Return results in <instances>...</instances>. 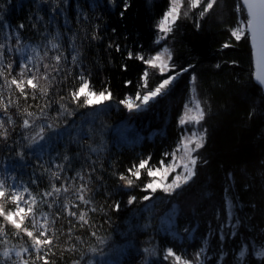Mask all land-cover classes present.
Segmentation results:
<instances>
[{"label": "trees", "instance_id": "1", "mask_svg": "<svg viewBox=\"0 0 264 264\" xmlns=\"http://www.w3.org/2000/svg\"><path fill=\"white\" fill-rule=\"evenodd\" d=\"M239 2L218 0L219 7L200 21L201 28L197 30L193 13L198 15V10L189 11V0H184L182 18L174 31L168 34L166 43L174 53L177 70L189 64L194 69L184 73L168 94L139 111L129 112L119 101L141 90L143 71L147 69L149 72L150 87L161 79L159 72L136 59V54L147 57L160 49L161 44L158 47L154 43L160 34L156 25L166 10L168 0H128L130 7L127 10L123 9L122 0H114V4L109 0H67L58 12L50 10L53 0H0V14L4 15L13 32L10 43L16 44L15 32L19 31L21 47H36L41 56H44L45 49L48 50V55L39 61L38 73L41 77L45 71L48 73L47 80L38 81L40 88H47L48 94L41 93L39 89L35 93L29 90L27 100L15 86L9 87L7 83L13 76L21 79L18 65L24 63L25 59L15 52V48L13 53L6 51L5 75L0 76V99L9 104L7 115L0 108V118L4 119L5 126L10 132L13 128L17 133L21 132L23 119L30 122L33 119L26 116L25 110L39 115V107L50 102L46 110L50 121L56 116L59 104L64 103L69 109L81 113L75 117L77 125L103 129L102 139L94 136L93 139H85L81 145L73 143L67 146L62 139L56 149L71 158L70 162H63L65 168L71 171L62 172V176H72L82 170L86 172L89 164L96 162L91 183L95 191L91 197H86L90 198L91 203L80 205V210L87 214L86 219L91 222L83 227L78 216H69L63 209L64 201L68 202L69 207L76 202L73 181L69 180L65 185L69 187V192H61L56 204L49 208L55 196L46 197L43 193L51 191L52 183L60 187L63 181L50 180V173L36 168L29 153L26 152L27 160L19 161L14 153L10 154L0 145V161H3L0 163V173H4L5 169L8 173L6 188L18 187L23 200L30 204L29 195L23 192L22 187V184L27 185L29 192L36 197V204L33 205L36 226L33 228L29 218L22 227L39 233L41 225L47 220L49 234L55 232L53 246L50 249L42 248L40 253L41 256L47 253L51 264H72L76 259H81L82 264H87L89 259L94 264H144L145 258L149 264H174L171 259H163L168 247L191 258L198 247L205 246L204 238L210 230L213 235L209 237L207 247L210 251L206 255L210 260H216V264H224L229 259L231 264H236L238 251L245 243L250 245V250L244 262L264 264V257L256 256L253 249L254 246H264V203L261 198L264 172L259 167L264 161V118H248L253 101L259 104L264 90L254 78L250 38L234 41L230 36V28L246 15V12L242 14L235 10V4ZM93 4L96 6L93 7ZM121 11H124L123 16L120 15ZM186 11L189 12L188 18H183ZM19 24H23L24 28L17 29ZM94 28L98 29L102 39L90 40L84 35L85 30L91 33ZM5 31L0 29V43H6ZM56 32L61 33L54 40L61 45L59 51L52 49L48 43ZM225 42L233 46L222 49L221 45ZM116 45L120 46L119 51H116ZM73 48L76 53H73ZM129 51L134 53L131 59L127 56ZM57 54H62L59 64L53 59ZM72 54H78L76 65L71 64ZM65 56L67 59H64ZM233 60L236 64H232ZM11 61L15 63L9 73L6 64ZM44 64L49 65L47 70L43 68ZM216 64L221 67L217 69ZM81 65L84 66L85 78L91 81L90 90L97 93L110 91L111 100L94 109L74 108L68 92L79 85L77 76ZM33 67L31 63L28 65L29 69ZM192 74L198 77L197 98L207 101L212 107V113L204 125L209 128L210 140L206 150H202L210 164L200 165L194 183L178 195L169 197L157 191L152 199L144 201L141 199L146 194L143 187L152 180L147 176L146 169L159 167L161 160L166 165L178 145L182 127L178 118L192 94L189 85ZM127 81L132 83L128 84ZM33 95L36 99H32ZM61 97L64 99L61 100ZM8 143L12 145L11 140ZM100 144L103 145L102 149L96 152L90 150ZM48 151L53 159L45 154L42 158L48 162L45 167L52 172L57 171L55 164L62 161L54 159L56 151ZM149 157L151 159L146 169L139 170L140 179H134L131 189L125 187L121 190L119 174L128 175L129 168L138 170L136 166L139 161ZM229 173L235 174L234 183L229 180ZM97 178H102L103 182ZM32 180L36 183L33 184ZM87 180L85 176V182ZM248 182H251V191L247 187ZM80 183L79 179L74 182L77 186ZM127 195H135L137 202L128 204ZM228 200L240 205L234 215L243 218V224L235 228L234 221L227 219ZM117 202L121 205L119 211L112 208ZM252 204H256V207L253 208ZM21 206L27 205L22 203ZM6 208L12 209L13 205L8 203ZM57 212L61 213L58 217L54 215ZM172 212L174 216H170ZM170 218L176 221L179 231L170 226ZM184 227L194 229L190 236L183 233ZM0 228L4 230L0 232V253L9 248L15 259V252L29 248L31 256L23 253V258L35 261L36 253L31 247V239L24 232L17 236L16 230L6 224L2 217ZM219 229L229 232V235L225 240L227 248L224 249L228 255L218 259L216 245L211 241L217 240ZM232 231L237 234L231 235ZM92 232H96L97 236L93 237ZM98 237L105 242L101 244ZM93 247L100 251L92 253ZM146 247H154L156 255L147 257L143 251ZM36 264H42V261Z\"/></svg>", "mask_w": 264, "mask_h": 264}, {"label": "snow or ice", "instance_id": "2", "mask_svg": "<svg viewBox=\"0 0 264 264\" xmlns=\"http://www.w3.org/2000/svg\"><path fill=\"white\" fill-rule=\"evenodd\" d=\"M109 2L114 4V0H109ZM66 3L67 0H53V6L50 10L52 12H58L62 10L63 5ZM122 4L124 10H127L130 7L128 0H122ZM183 4L184 0H168L166 10L163 12L161 19L156 25L158 33L162 34L158 35L154 41L158 47L160 46L161 41L166 40L168 34L174 31L178 21L181 20V7ZM95 6L96 5L93 4V7ZM216 7H219L218 0H189V11L193 9L198 10V15L197 13H193V15L196 16V19L194 20V27L197 30L201 28L200 21L210 15ZM235 10L241 12L242 14L246 12V15H244L243 19H238L234 26L230 28V36L234 38V41H241L242 39L248 40L250 38V44L255 56L257 68L264 69V0H240L239 3L235 4ZM120 15L123 16L124 11H121ZM188 15L189 12H184L183 18H188ZM53 19H55V17H53ZM16 27L17 29H23L24 25L19 24ZM0 29H6V43H0V76L5 75L4 61L6 59V51L7 53H13V48H15V52L19 53L21 57L25 59V62L18 65L20 69L19 76L21 79L18 80L15 76H13L10 82H7L6 80V82L9 83V87L15 86V88L18 89L19 94L25 100L29 98V90L35 93L36 90L39 89L41 93L47 95V88H40L38 81L40 79L47 80L48 73L45 71L43 77L39 76L38 73L40 71L39 61H42L44 57L48 55V50L45 49L44 56H41L40 51L36 47H21L19 31L15 32L16 44L12 45L10 43L13 35L12 28L11 25L5 21V17L2 14H0ZM113 31H115V29H113ZM84 35L90 40L102 39L99 35L98 29L95 28L91 33H88L85 30ZM60 36L61 33L56 32L53 39L48 41L52 49H56L58 51L60 50L61 45L54 42V40ZM232 46V44L225 42L221 45V48L228 49ZM115 47L116 51L120 50L119 45H116ZM73 53H76L75 48H73ZM133 55L134 53L131 51L127 53L129 59L133 58ZM77 57L78 54L71 55L72 65H76ZM53 59L57 64H59L62 60V54L55 55ZM64 59H67V57L65 56ZM136 59L140 60L144 65L150 66L151 69L158 71L161 79L154 87H150L148 83L149 72L147 69L143 71L140 85L142 91L137 90L134 95H130L119 101V104L124 106L129 112L139 111L142 107L149 105L150 102L168 94L176 81L184 73L189 72L190 69H194V66L189 64L187 67H180L179 70H177V65L174 62V53L167 46H164L162 50H157L154 54L147 57L144 54L138 53L136 54ZM14 63L15 61H11L6 64V69L9 73L13 69ZM30 63L34 65L31 69L28 68ZM232 64H236V61L233 60ZM48 67L49 65L47 64L43 65L45 70H47ZM124 67L125 70H127V66L125 65ZM215 67L219 69L221 65L216 64ZM83 73L84 66L81 65L79 75L77 76L79 85L68 92L69 100L73 103L75 109H94L96 106L102 105L111 100L112 93L110 91H100L97 93L90 90L91 81L85 78ZM197 79L198 77L195 74H192L189 79V85L191 86V92L193 93L189 103L192 107L190 108L189 104H184L183 107L185 110L178 118V123L182 126L178 144L179 150L183 153V155L179 158V161L173 160L169 165H165L164 161L161 160L159 162V167L146 169V166L151 158L141 159L136 166L138 170L133 171L132 168H129L127 169L128 175L123 173L119 174L118 179L121 182L119 185L121 190L125 187L131 189L133 187L134 179L139 180L141 177V172L139 170L146 169L147 176L152 177V180L144 185L143 191L146 194L141 197L142 200L148 201L152 199L153 195L157 191H161L169 197L175 196L194 183L195 179L198 177V169L200 165L207 166L210 164V161L203 156L202 150H206V146L210 140L209 128L204 125L208 122L209 116L212 113V107L207 101L197 98ZM255 79L261 89H264V71H258L255 75ZM126 83L131 84L132 82L127 81ZM32 99H36L35 95L32 96ZM63 99L64 98L61 97V100ZM49 104L50 102L45 103L42 107H39V115L25 110L26 116L33 119L31 122L29 119H23L21 132L19 133L16 132L15 128H13L10 132L5 126L4 119L0 118V145H2L3 148L8 149L10 154L14 153L15 157H17L19 161L27 160L28 157L26 156V152L29 153L35 161L36 168L42 169L45 173H50V180L63 181L60 187H57L55 183H52L51 191L43 193L46 197L55 196L53 202L48 205L49 208H52L53 205L56 204L61 192L65 194L69 192V187H66L65 185L69 180L73 181L72 190L75 193L76 202L69 207L68 202L64 201L63 209L68 212L69 216H78V219L81 222V227H83L84 224H90L91 222L86 219L87 214L80 210V205L81 203L84 205L91 203L90 198L86 197H91L95 191L91 187V183L96 172V162H91L86 172L82 170L80 172H75L72 176H62V172L71 171L70 168L66 169L65 163H63L70 162L71 158L67 155V153L56 151V149L59 147L62 139L65 140V146L73 143L81 145L85 139H93L94 136H99L102 139L103 129H93L91 126L84 127L82 124L77 125L75 117L81 113H78L73 109H69L64 103L59 104L56 116L52 117L50 121L46 112V110L49 109ZM8 107L9 104L4 103V101L0 99V108L4 109L5 115H7ZM257 116L264 118V97L261 98L259 104L253 101L248 112L249 119ZM69 117H72L73 119L69 120ZM94 120L95 117L92 118V121ZM9 123H11L10 117ZM89 123H91V121ZM185 129L189 130L185 131ZM17 137H19V139H17ZM9 140L12 141L11 146L8 143ZM21 141H27V143H21ZM102 148L103 145L100 144L98 147L91 148L90 150L92 152H96ZM49 149L56 151V157L54 159L62 161V163L55 164V167L58 170L54 172L45 167V164L48 162L43 161L42 159L45 154H48L50 159H53L51 157V152L48 151ZM165 155L169 154L165 153ZM8 158L11 157H6V159ZM0 163H3V161H0ZM259 167L262 172H264V161L259 164ZM177 169H180L181 171L177 172ZM33 175H35V172ZM170 175L172 176L171 182H167V177ZM85 176L88 177L87 182H85ZM157 177L160 178L157 179ZM12 178L15 179V176ZM228 178L233 183L235 182L234 173H229ZM7 179L8 173L7 169H5L4 173H0V217L3 218L6 224H10L16 230L15 234L17 236H19L22 231L31 239V247L35 250L36 258L35 261L24 259L23 253H29L30 256L31 253L29 252V248H22L20 251L15 252L16 258L13 259L12 250L5 248L3 252L0 253V257H2V259H0V264H36L38 261H42V264H51L47 253L43 256H41L40 253L42 248L50 249L53 246L55 232L53 231L52 234H49V222L47 220L43 225H41L42 230L39 233L29 230L27 227H22L25 220L29 218L31 219L33 228L36 226V210L33 207V205L36 204V197L32 196L27 185L22 184L23 192L28 193L31 203L29 204L27 201H24L23 195L18 187H12L10 190L6 188ZM76 179L81 181L78 186L74 184ZM97 179H100L101 183L103 182L102 178ZM31 182L33 184L36 183L35 180H32ZM247 187L249 188V191H251V182L247 183ZM261 198L262 203H264V185L261 186ZM126 202L128 204H134L137 202V197L135 195H127ZM8 203L13 205L12 209L6 208V204ZM22 203L27 206H21ZM251 206L255 208L256 204H252ZM120 207L121 205L118 202L112 205V208L116 211H119ZM239 207L240 205H238L234 200L227 201V219L229 222L234 221L233 228H235L236 225L243 224V218L236 217L234 215V211L238 210ZM72 208H75L76 210L73 211ZM93 211H95V209H93ZM60 214V212H57L54 215L58 217ZM42 215L47 216L48 214L42 213ZM174 215V212L170 214V216ZM52 223L54 224L55 220H53ZM169 223L171 227H176L177 231H179L174 219L170 218ZM3 231V228H0V232ZM193 231L194 229L191 227L183 228V233L188 234L189 236ZM69 232H71V229H69ZM230 234L236 235L237 233L232 231ZM91 235L96 237L97 233L92 232ZM212 235L213 233L210 230L208 236L204 238L205 246L198 247V249L192 254L191 258L178 254L172 247H168L163 259H171L174 264H216V260H209L206 256V253L210 251V248L207 247V245H209V237ZM228 235L229 232L219 229L217 240L211 241V243L216 245L218 259L228 255V253L224 251V249L227 248L225 240ZM98 239H100L101 244L105 242L103 238L98 237ZM262 239H264V235H262ZM249 249V244L245 243L241 245V248L238 251V258H245ZM91 251L95 254L100 251V249L93 247L91 248ZM143 251L147 254V257L156 255V249L154 247H146ZM256 255L264 257V246L261 247L260 251L256 252ZM72 264H82V260H73ZM87 264H94V262L89 259ZM144 264H149L147 258H145ZM224 264H231V260H225Z\"/></svg>", "mask_w": 264, "mask_h": 264}, {"label": "rangeland", "instance_id": "3", "mask_svg": "<svg viewBox=\"0 0 264 264\" xmlns=\"http://www.w3.org/2000/svg\"><path fill=\"white\" fill-rule=\"evenodd\" d=\"M159 35H162V34H159ZM167 39V38H166ZM164 46H167L168 48H170L169 47V45L166 43V40H163V41H161V47H160V49L159 50H162V48L164 47ZM192 96H193V93L191 94V96H190V98H189V100L187 101V103L186 104H189V107L191 108L192 107V105L189 103V101L191 100V98H192ZM142 109V108H141ZM185 109H183V111H184ZM189 129H185V131H188ZM174 153V155L172 154V158H171V160L166 164V165H169L170 163H171V161H173V160H177V161H179V158L183 155V153L179 150V144L176 146V148H175V151L173 152ZM179 171H181L180 169H177V172H179ZM160 177H157V179H159ZM171 179H172V176L170 175L169 177H167V182H171ZM254 252H255V255H256V252L257 251H260L261 250V247H258V246H254ZM250 250V249H249ZM207 256V255H206ZM257 256V255H256ZM208 257V256H207ZM208 259H209V257H208ZM210 260V259H209ZM217 264H221V263H217ZM236 264H246L245 262H244V258L243 259H239L238 258V256H237V258H236Z\"/></svg>", "mask_w": 264, "mask_h": 264}, {"label": "water", "instance_id": "4", "mask_svg": "<svg viewBox=\"0 0 264 264\" xmlns=\"http://www.w3.org/2000/svg\"><path fill=\"white\" fill-rule=\"evenodd\" d=\"M253 51V50H252ZM253 58H254V67H255V72H254V78H255V75H256V73L258 72V71H264V69H258L257 68V65H256V60H255V56H254V54H253ZM255 81H256V79H255ZM257 82V81H256ZM258 83V82H257ZM264 90V89H263Z\"/></svg>", "mask_w": 264, "mask_h": 264}, {"label": "bare ground", "instance_id": "5", "mask_svg": "<svg viewBox=\"0 0 264 264\" xmlns=\"http://www.w3.org/2000/svg\"><path fill=\"white\" fill-rule=\"evenodd\" d=\"M183 112V111H182Z\"/></svg>", "mask_w": 264, "mask_h": 264}]
</instances>
